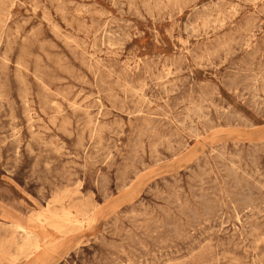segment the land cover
Wrapping results in <instances>:
<instances>
[{"label":"rangeland","instance_id":"obj_1","mask_svg":"<svg viewBox=\"0 0 264 264\" xmlns=\"http://www.w3.org/2000/svg\"><path fill=\"white\" fill-rule=\"evenodd\" d=\"M39 235L264 264V0H0V264Z\"/></svg>","mask_w":264,"mask_h":264},{"label":"crops","instance_id":"obj_2","mask_svg":"<svg viewBox=\"0 0 264 264\" xmlns=\"http://www.w3.org/2000/svg\"><path fill=\"white\" fill-rule=\"evenodd\" d=\"M55 253L56 251H34L32 255L25 259V262L23 264H49L53 254Z\"/></svg>","mask_w":264,"mask_h":264},{"label":"bare ground","instance_id":"obj_3","mask_svg":"<svg viewBox=\"0 0 264 264\" xmlns=\"http://www.w3.org/2000/svg\"><path fill=\"white\" fill-rule=\"evenodd\" d=\"M164 70V69H163ZM18 228H20L21 230L25 231L26 228L23 227L20 224H17ZM62 240L55 242V241H50L45 243L42 238L40 237V235L38 236V240L36 242V246L35 248L37 249L38 247L42 246V251H57L60 247H63V244L61 242ZM42 243V244H41ZM35 251V250H34Z\"/></svg>","mask_w":264,"mask_h":264}]
</instances>
